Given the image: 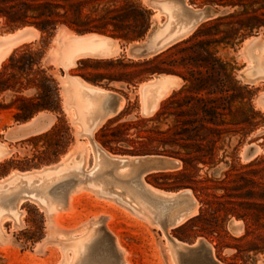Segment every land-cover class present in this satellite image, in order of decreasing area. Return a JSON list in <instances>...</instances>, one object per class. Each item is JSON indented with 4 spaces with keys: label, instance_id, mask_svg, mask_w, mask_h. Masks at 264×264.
I'll return each mask as SVG.
<instances>
[{
    "label": "rangeland",
    "instance_id": "rangeland-1",
    "mask_svg": "<svg viewBox=\"0 0 264 264\" xmlns=\"http://www.w3.org/2000/svg\"><path fill=\"white\" fill-rule=\"evenodd\" d=\"M139 1L149 11V26H159L162 24V28H160L161 34L164 33L163 35H165V32L173 29L177 24L178 18H176L175 22L171 20L175 8L171 4L160 2L159 5H162L165 14H159L156 17L153 5L155 4L154 1L158 0H152V2H150V0ZM145 1L148 3L146 4ZM211 2L212 0H185V4L192 10H198L204 6H212L217 10V14L212 16V18L230 11L228 8H218ZM149 4H152L151 8ZM170 10H172V13L169 12ZM166 15L171 17V19ZM212 18L210 17V19ZM170 20L173 24H170ZM207 20H201L202 22H199L203 23ZM199 22L198 25H195L184 37H181V39L179 38L178 41L176 40L168 47L187 38L201 24ZM168 23L171 27H169ZM163 24L166 25L163 27ZM178 27H180L179 31ZM25 29H28V31L26 36L23 37L25 38V40L23 39L24 41L10 47L11 49H9L10 51L6 53V55H4V52L0 53V56L3 58H0V69L3 63H7L9 55L24 44H27L28 48L21 49V55L27 52H42L40 69L46 70L45 75L51 76L56 84L59 112L43 111L33 116L30 120L22 123L14 119L13 116L16 112L14 107L10 110L0 111V154L2 152L4 155H0L2 157H0V264H74L79 260L84 244L98 229L106 233L108 231V234L115 238L113 239L116 241L117 247L120 250L119 252H122V255L120 254L121 264H179L181 260L179 256L176 255L179 248L166 242L162 231L157 225L156 217L149 209L146 211V207H150L136 200L135 196L129 190L121 187L122 184L119 182L109 179L106 180V183L111 184L109 187L111 191L109 188L107 190V188L99 182V175H92L89 171H92V169L94 170V167H99L100 173L113 169V166H107L108 164L104 163L107 160L102 154H99V158L96 156L97 151L94 150H98L99 148V150L115 157L131 155L119 152L114 153L104 149L96 140V133L109 120L118 117L120 113H122L123 116L119 120V123L132 122L136 119L151 117L159 109L163 101L182 87L183 83L181 79L173 76L179 79V81H175L177 87L175 85L173 86L174 88L170 89L167 93L165 92L164 96H161L156 102V107L153 112L145 115L143 114L144 112L142 113L143 100L145 97L149 95L152 89H156L157 86H164L168 83L166 80H156L154 84H149L142 88V91L146 90L147 92H142L140 89L150 77L144 78L134 84L131 83L133 78L132 73L134 72L133 63L137 60L147 59L152 56L147 58L131 56L125 51V49H128L129 44L123 42L119 43L118 48H120V51L113 50L112 54H101L107 52V49L109 50L108 45L111 44V38L95 33H86L88 36H85V34H76L65 27L58 28L55 36L53 37L52 35L48 42L44 44V42L40 40V33L37 30V32L33 31L35 29L32 27L30 29L26 27ZM13 31L14 29L8 30L0 23V35L15 34L12 33ZM185 31L186 29L180 23L179 26H176L175 30L166 37V40L184 33ZM91 34L101 36L102 38L104 37L103 39L105 40L97 39L95 41L96 38ZM31 36H34V39H32ZM75 37L80 38L76 39ZM256 37L257 39H255ZM251 38L253 39L248 45L243 46L242 43L233 49L226 48L220 52L221 56L232 66L236 79L242 85L248 86L252 91V105L260 114L254 121L257 122L258 125L243 138L242 144L237 148V157L240 163H246L256 157H264V77H262L264 76V64L260 62V52L264 51V30L253 34ZM84 40L86 43L88 42V44H82ZM91 41L95 43H91ZM2 44L5 45L7 43L4 41ZM165 49H167V47ZM118 52L120 56H116ZM81 56H112L113 58L104 60H85L80 65L75 66V60ZM248 59L251 60L252 63ZM248 64H251L249 68H247ZM59 66H61L62 69L59 68ZM70 67L74 68L68 70ZM36 69L37 67L34 66L31 72L21 73V75L7 70V77H10L11 83H14V89L0 93V104L4 106L10 104L19 106L20 102L17 101L16 98L32 99L34 104L37 103L40 90L34 86L39 84L40 77L36 75ZM243 71L247 73L246 81L240 78ZM62 74H64V76H62ZM84 77L95 80V83L93 84L86 81ZM251 77L262 78H257L258 80L256 79V82L250 83L251 80L249 79ZM178 82L180 83L178 84ZM19 84H21L20 90ZM81 84L83 86L85 84L87 87H83ZM91 86L102 90H110L114 92L116 96H120L123 101L122 107L118 111L119 114L117 113V116L115 115V117L113 116L106 119L96 128L92 125L94 115L89 117V105L95 110L99 98L93 99V97H89L87 91L90 92L93 89ZM82 87L86 91H84ZM89 87H91V89H89ZM159 90L160 89H157L155 92H159ZM150 100L149 98L148 103H150ZM58 119H61V121H58ZM55 125L56 128H54ZM65 128L68 129L67 136L64 133ZM239 139L240 135L231 139L230 149L237 144ZM60 141L64 146L56 155V146ZM84 143H89L90 148ZM86 148L91 149L90 151L93 153H90V151L88 152ZM230 149L229 151H231ZM226 160L230 162L229 158H226ZM124 164L126 165L127 163L125 162ZM180 167L176 170L180 169ZM227 167L228 164H220L212 169L209 175L218 177ZM71 169H75L77 172H71ZM66 170L67 172L65 173H75L79 178L81 177L80 179L82 180L79 179V184H77L73 193L69 196L70 198L68 197L63 203L64 207H62V204L57 200L50 198L42 200L39 194L36 196L35 193L31 191H36L37 189L34 188L37 187L36 185L44 184L57 177V175L59 176V174L64 173ZM92 172L94 173V171ZM166 172H154L144 176L143 181L147 184L145 187L150 190L156 189L162 192L163 189L152 186L150 182L154 180L152 174ZM21 174L24 176H21ZM116 174L127 176L126 170L123 168L116 172ZM28 179H34V182L31 181L32 183L37 181L35 186L31 184ZM156 179H158L159 182H163L161 178ZM26 180L28 181L27 185L29 184L27 187H30V189L32 188L31 190L25 187ZM20 183L23 185H20ZM9 185L14 188L16 186H21L28 191L23 190L21 197L25 196L21 198L13 208L12 205L5 200L7 197L4 195L9 188L10 191L14 190ZM6 189L7 191H5ZM194 200L197 203L195 198ZM139 202L140 207H138ZM55 209L58 211H55ZM139 209L141 212H139ZM198 212L199 204L197 203L195 213H193L194 215H191L182 223L168 228L167 235L176 242L181 241L186 244H191L195 240L203 238L205 243L212 248L215 259L221 264H231L232 261L236 264H264V252L241 254L235 258V249L223 247L219 252H216L212 242L197 234L191 233L185 240H180L178 238L179 232L177 228L188 219L198 215ZM226 231L230 237H240L244 232L243 224L240 221L230 219L226 224ZM214 242H216V240H214ZM223 242L229 245L244 244V242H234L230 238H225ZM166 243L173 249L172 252Z\"/></svg>",
    "mask_w": 264,
    "mask_h": 264
},
{
    "label": "trees",
    "instance_id": "trees-1",
    "mask_svg": "<svg viewBox=\"0 0 264 264\" xmlns=\"http://www.w3.org/2000/svg\"><path fill=\"white\" fill-rule=\"evenodd\" d=\"M211 3L230 11L201 23L187 38L159 54L133 63V84L165 74L179 77L182 87L151 117L119 123L123 116L120 113L96 133V140L114 153L177 159L180 169L152 174L150 184L166 191L188 189L199 204L198 215L177 228L178 238L185 240L191 233L200 235L213 243L216 252L223 247L235 249L236 258L264 252V157L246 163H240L237 157V148L258 125L254 121L260 114L252 105V91L236 79L232 66L220 52L264 30V0ZM0 23L8 30L32 27L44 44L61 27L76 34L95 33L129 43L140 40L147 32L150 14L139 0H0ZM23 48L28 45L15 49L0 69L3 93L14 89L7 70L21 75L37 67L35 73L40 79L34 87L40 90L38 102L16 98L19 106L0 104V111L14 107L13 117L22 123L43 111L59 112L56 84L45 75L46 70L40 69L43 53L21 55ZM64 133L68 135L67 128ZM238 135L240 139L230 149L231 139ZM63 146L61 141L57 144L56 155ZM220 164L228 167L218 177L210 176L209 172ZM230 219L242 222V236H229L226 224ZM225 238L244 244H225Z\"/></svg>",
    "mask_w": 264,
    "mask_h": 264
},
{
    "label": "bare ground",
    "instance_id": "bare-ground-1",
    "mask_svg": "<svg viewBox=\"0 0 264 264\" xmlns=\"http://www.w3.org/2000/svg\"><path fill=\"white\" fill-rule=\"evenodd\" d=\"M150 2H152V0H150ZM154 2L156 5L155 4L153 5V9L155 10V16L156 17L159 14H165L164 8L162 7V5H159L160 2L161 3H169L172 6H174L175 7L173 10L174 12L172 13L171 12L172 10L169 11L173 15L172 16L170 14L172 16V19H171V17L167 16L168 14L166 16L169 17V19H171L174 22L176 21V18H178L177 24L174 27L176 28V26H179V24L181 23L183 25V27L186 29V31L184 33H181V34L171 38V39L166 40V37L175 30L174 27H173V29L169 30L168 32H165V35H163L164 33L161 34V32H160V28H162V24H160L159 26H151L149 31H148V34H147V37L145 39V42H144L142 49H137V48L131 49V50L125 49V51L127 53H129L131 56L147 58V57H150L153 55H157V53L161 52L162 50L164 51V49L167 46L171 45L176 40L178 41L179 38L181 39V37H184V35L186 33L190 32L195 27V25H198L199 21H201V20L204 21V20L210 19V17L212 18V16L217 14V12H215L214 14H212L207 19L206 18L202 19V17H199L198 19H196V18L192 17V15L196 13V10H192L191 8H189V6H187L185 4V0H158V1H154ZM145 3H146V1H145ZM149 5H151V6H149L151 8L152 4H149ZM166 12H168V11H166ZM171 20H170V24L172 23ZM168 22H169V20H168ZM201 22H199V23H201ZM170 24H169V27H171ZM165 25L166 24H163V27ZM30 28L31 27H29V29ZM179 30H180V27H178V31ZM27 31H28V29L27 30L24 29L23 31H21V33L16 32L15 34H1L0 35V45H1L0 46V53L4 52V55H6V53H8L10 51L9 50V49H11L10 47L15 46V45L21 43L22 41H24L25 38H23V37L26 36ZM33 31L37 32L36 30H33ZM85 36H88V34H85ZM85 36H83V37H85ZM92 36L94 38H96L95 41L97 39L98 40L99 39L105 40V39H103L104 37L102 38L101 36H98V35H92ZM80 37H77V38H80ZM89 37H91V36H89ZM7 39L9 42L7 41ZM27 39H28V36H27ZM32 39H34V36L32 37ZM252 39L253 38L246 39L243 42V46L248 45L249 42L252 41ZM255 39H257V37ZM90 40H91V38H90ZM2 41L3 42L5 41V43H7V44L3 45ZM88 41H89V38H88ZM106 41H107V39H106ZM79 42H80V40H79ZM93 42L91 41V43H93ZM110 42H111V44L108 45L109 47L106 45L109 48V50L107 49V52L101 53V54L108 55V54H112L113 50L114 51H117V50L120 51V48H118L115 41H112L110 39ZM85 43L86 42L84 40V42H82V44H85ZM86 44H88V42ZM244 49H245V47H244ZM244 49H243V51H244ZM262 50H263V48H262ZM1 55H3V54H1ZM0 58L3 59L2 56H0ZM249 61H251V60H249ZM260 62H262L264 64V51L260 52ZM251 63H252V61H251ZM250 65L251 64H248L247 68H249ZM246 75H247L246 71L245 72L243 71L241 73L240 78L243 81H246V78H247ZM262 77H264V76H262ZM262 77H251L252 79L251 78L249 79V80H251L250 83H254V81L257 78L259 79ZM159 79L166 80V82H168V83H166L164 86H160V87L157 86V88L154 86L156 89H152L150 92L148 91L149 95H147V96L145 95L146 97L143 100L144 102H143V106H142L143 107L142 113L144 112L143 114H145V115L151 114L153 112V110L155 109L156 102L159 100V98H161V96H164L165 92L167 93L170 89L174 88L173 86L176 85L175 81H179V79L176 77L161 75V76L155 77L152 80L144 83L141 86L140 90L142 91V88L144 86L149 85V84L152 85L155 83L156 80H159ZM248 81H247V83H248ZM179 83L180 82H178V84ZM81 85H80V87H81ZM84 86H85V84H84ZM83 87H82V89H83ZM85 87H87V85ZM91 87H89V89H91ZM176 87H177V85H176ZM164 88H165V90H164ZM157 89H160L159 92L158 91L155 92ZM84 91H86V90H84ZM143 91H146V90H143ZM87 93L89 94V97H93V99L99 98V102L97 101V108L95 110L92 109L89 105V117H91V115L92 116L94 115L92 125L95 128L100 126V124H102L106 119H109L110 117L115 116L118 113L119 109L122 107V104H123L122 98L118 97L115 94H112L106 90H102V89H98V88L94 87L90 92L87 91ZM142 96H144V95H142ZM149 98L151 99L150 103H148ZM82 101H83V98H82ZM84 144H86V146L87 145L89 146V143L88 144L84 143ZM89 148H90V146H89ZM99 149L94 150V151H97L96 156L99 158V154H102L104 156V158L107 160L104 163H107L108 164L107 166H113V169L105 171L104 173H100L99 167H94V170L92 169V171H94V173L92 171H89V172L92 173V175L93 174L99 175V182L101 183V185L106 187L107 190L111 184L106 183V180L109 179L111 181H116V182L121 183L122 184L121 187L129 190L135 196L136 200H139V201L147 204L146 206H149L151 208L150 209V208L146 207L147 208L146 211L149 209L154 214V216L156 217L157 225L160 228V230L162 231L163 237L166 239V242L168 244H173V246H176V248H179L177 253H176V255H178L180 260H181L179 264H221L219 261H217L215 259L212 248L207 243H205L204 240H200V242L202 244H205V247H202V245L200 247H196L195 245L188 246L185 243L174 241L173 238H171L170 236L167 235L168 228L182 223L184 220L189 218L191 215H194L193 213H195L197 203L195 202V200H194V198L191 195L189 190L179 191V192H174V193H170V192L167 193V192H163V191L161 192V191L156 190V189L150 190L147 187H145V185H147V184L143 181V177L146 176L147 174H149L148 172H160L158 170H149V167L152 164H150L149 162H147L143 158H134V157H127V156L115 157V156H112V155H110L104 151L99 150ZM86 150L89 152L91 149L86 148ZM90 153H93V152L90 151ZM1 154L3 155L2 152H1ZM87 155H88V153H87ZM85 162H86V159H85ZM125 162L127 163L126 165L124 164ZM179 167H180V162L177 163V168H179ZM121 168L126 170L127 176H120V175L116 174V172H118ZM75 169H76V167H75ZM75 169L74 170L71 169L72 171L71 170L70 171L71 172H77V171H75ZM65 172H67V170L64 171V173L59 174V176L57 175V177L53 176L55 178L51 179L50 181L47 180L48 182H46V183L43 182L44 184L36 185L37 187H34L37 189L36 191H33V190H31L32 188L30 189V187L29 188L27 187V186H29V184L27 185V182L28 181L31 182L34 179H32V180L28 179V181L26 180V183H25L26 186L25 187H27L32 192H34L36 196H37V194H39L40 197H42L41 198L42 200L43 199L46 200L49 198L53 199V200H57L60 204H62V207H64L63 203L67 200V198L71 195V193H73V190L75 189L77 184H79V179L81 178V177L79 178V176L75 173H70V172L65 173ZM78 172L80 173L79 169H78ZM164 172H166V171H164ZM24 174H26V173H24ZM16 176H17V174H16ZM21 176H24V175L21 174ZM40 180H41V178H40ZM80 180H82V179H80ZM36 182L35 183L31 182V184H33L35 186ZM14 183H16V182H14ZM38 183H39V181H38ZM11 185H13V184H11ZM11 185H9V186H11ZM14 185H17V184H14ZM20 185H23V184L20 183ZM11 187L14 190L21 188V186H18V187L16 186L17 187V188L15 187L16 189L13 186H11ZM7 189L5 191H7ZM9 189H8V191H10ZM24 190H25V188H24ZM30 190H29V192H30ZM109 190H110V188H109ZM8 191L4 195L12 192V191H10V192H8ZM25 191H27V190H25ZM20 192H21V189L19 191H16V195H18ZM23 197L19 196L18 200L14 201V204H12V208L15 205H17V202H19L21 200V198H23ZM31 197H32V195H31ZM138 205H139L138 207H140V202L138 203ZM129 206H131V205H129ZM12 211H13V209H12ZM55 211H58V210L55 209ZM9 212H11V211H9ZM139 212H141L140 209H139ZM139 214H141V213H139ZM108 233H109L108 231L106 233V232L102 231L101 229H98L95 231V233L92 235V237L89 238L87 240V242L84 244V248H85L86 253H87L86 260H88V264H121V255H122L121 253L122 252L121 253L119 252L120 250L117 247L116 241L114 240L115 238ZM168 244H167V246L170 249V251L172 252L173 249L170 248V246Z\"/></svg>",
    "mask_w": 264,
    "mask_h": 264
},
{
    "label": "water",
    "instance_id": "water-1",
    "mask_svg": "<svg viewBox=\"0 0 264 264\" xmlns=\"http://www.w3.org/2000/svg\"><path fill=\"white\" fill-rule=\"evenodd\" d=\"M215 12H217V10L215 8H213L212 6H204L201 9L196 10V13L193 14L192 17H194L196 19H198L199 17H202V19L203 18L205 19V18L210 17ZM25 28L26 27H21V28L14 29V31L12 33H16V32H20L21 33V31H23ZM149 29H150V26H149L147 32L144 34V36L140 40L129 42L128 43L129 44L128 45V49H130V50L131 49H135V48L142 49ZM57 30H58V28L53 32V37L55 36ZM251 37H249V38H251ZM161 75H165V74L152 75L147 81L152 80L153 78L161 76ZM62 76H64V74H62ZM147 81H145V82H147ZM103 90H106V89H103ZM106 91H108V92H110L112 94H115L114 92H112L110 90H106ZM126 156L127 157H134V158H143L144 160H146L147 162L152 164L149 167V170H158L160 172L175 171L176 168H177V163L179 162L177 159H175L173 157L164 156V155H157V154H151V155H126ZM185 190H188V189H180V190H177V191H166V190H163V191H166V192H179V191H185ZM200 240H204V239L203 238H199V239L195 240L193 243L187 244V245L188 246L195 245L196 247H200L202 245V247H205V244H202L200 242Z\"/></svg>",
    "mask_w": 264,
    "mask_h": 264
},
{
    "label": "crops",
    "instance_id": "crops-1",
    "mask_svg": "<svg viewBox=\"0 0 264 264\" xmlns=\"http://www.w3.org/2000/svg\"><path fill=\"white\" fill-rule=\"evenodd\" d=\"M112 41H115V43L117 44V46L119 47V41L118 40H115V39H112ZM168 47V46H167ZM131 53V52H130ZM116 56H120V53L118 52L117 53V55ZM115 56V57H116ZM110 58H113L112 56H110V57H92V56H81V57H78L76 60L75 59H73V60H75V66H77V64H78V62H80V61H85V60H104V59H110ZM74 66V67H75ZM74 67H70L68 70H70V69H72V68H74ZM59 68H61L62 69V67L61 66H59ZM118 97H120V96H118ZM162 100V99H161ZM149 174L150 173H154V172H148ZM21 189V192L18 194V195H16V191H19ZM23 190H24V188H19V189H16V190H13L11 193H9V194H6V197H7V199L5 198V200L8 202V203H10L11 205L12 204H14V201H16V200H18V197L19 196H21V193L23 192ZM13 196V197H12ZM17 198V199H16ZM13 202V203H12ZM10 205V206H11ZM86 258H87V253H86V250H85V248H84V246H83V249H82V251H81V255H80V258H79V260L77 261V262H75L74 264H88V260H86Z\"/></svg>",
    "mask_w": 264,
    "mask_h": 264
}]
</instances>
